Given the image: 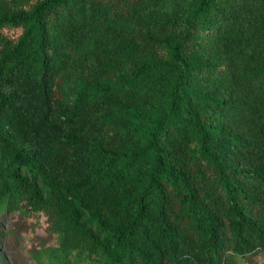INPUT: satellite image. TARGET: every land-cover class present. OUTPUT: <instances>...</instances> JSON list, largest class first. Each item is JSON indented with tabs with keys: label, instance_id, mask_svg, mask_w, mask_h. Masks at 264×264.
<instances>
[{
	"label": "trees",
	"instance_id": "1",
	"mask_svg": "<svg viewBox=\"0 0 264 264\" xmlns=\"http://www.w3.org/2000/svg\"><path fill=\"white\" fill-rule=\"evenodd\" d=\"M27 236L264 264V0H0V247Z\"/></svg>",
	"mask_w": 264,
	"mask_h": 264
},
{
	"label": "rangeland",
	"instance_id": "2",
	"mask_svg": "<svg viewBox=\"0 0 264 264\" xmlns=\"http://www.w3.org/2000/svg\"><path fill=\"white\" fill-rule=\"evenodd\" d=\"M10 221L11 217H9V219L5 222L7 224L6 226H8ZM39 233L40 229L38 228L37 234L39 235ZM41 238L42 234L40 233V239ZM27 240L29 244H24L25 240L22 239L18 243L17 247L8 251L7 249L0 247V264H22L23 260L25 261L26 257L29 256L30 251L33 249L35 244V240L31 239V237L27 236ZM45 243L48 245L50 242L47 240Z\"/></svg>",
	"mask_w": 264,
	"mask_h": 264
}]
</instances>
